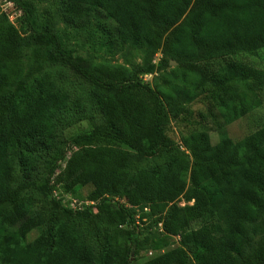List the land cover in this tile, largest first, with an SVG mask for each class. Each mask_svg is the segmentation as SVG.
Wrapping results in <instances>:
<instances>
[{
  "label": "trees",
  "instance_id": "1",
  "mask_svg": "<svg viewBox=\"0 0 264 264\" xmlns=\"http://www.w3.org/2000/svg\"><path fill=\"white\" fill-rule=\"evenodd\" d=\"M60 3L68 24L92 19L109 44L131 42L146 50L148 60L160 50V62L173 60L181 71L160 89L121 64L86 63L63 43L52 16L39 27L24 9L29 36L92 85L104 117L103 124L74 135L68 149L56 118L69 92L48 73L23 82L25 35L0 14V264H130L147 244L158 252L134 264H188L189 258L197 264H264V125L238 140L225 129L259 106L257 99L236 98L232 83L242 80L248 89L261 90L264 68L233 56L264 49V0ZM196 98L205 109L182 137L185 152L164 127L183 112L181 101ZM44 151L54 161L43 192L68 215L89 218L107 211L127 226L124 240L108 241L96 257L79 228L63 219L25 242L42 219L33 198L22 193L25 186L14 185V171L19 165L30 184ZM157 152L165 154L163 163L131 172L134 156ZM86 185L94 204L70 208L66 195L74 197ZM157 214L162 236L178 237L177 246L163 250L162 238L142 237L139 221Z\"/></svg>",
  "mask_w": 264,
  "mask_h": 264
},
{
  "label": "rangeland",
  "instance_id": "2",
  "mask_svg": "<svg viewBox=\"0 0 264 264\" xmlns=\"http://www.w3.org/2000/svg\"><path fill=\"white\" fill-rule=\"evenodd\" d=\"M24 9L28 14H31L32 19L39 27H44L48 16H52L54 30L63 43L73 55L83 59L86 63L92 65L121 64L131 72L138 71V78L142 82L160 89L168 88L175 81V74L181 71V68L176 66V62L169 61L168 64H162L160 59L163 54L160 50L148 60L146 50L136 47L131 42L119 41L114 45L109 44L104 34L94 26L92 19H89L83 26L68 24L63 19L60 0H0V14H5L8 21L25 35L23 51L27 70L23 82L32 83L38 76L48 73L59 86L69 92L68 105L56 118L59 138L68 145V149H71L70 139L74 135L90 131L96 125L103 124L104 117L97 107L92 85L64 65L57 58L53 49L39 45L29 36L31 31L25 21ZM233 57L264 68V49ZM173 68H175V72H173ZM232 88L236 91V98L238 96V98L245 97L259 101V106L250 113L226 125L225 129L228 135L233 140H238L264 125V88L252 91L248 89L242 80L234 81ZM181 102L184 105L183 112L177 118L170 119L164 127V131L172 143L178 146L180 150L188 152L182 137L188 128L196 125V121L199 119L198 112L204 111L205 106L201 98ZM209 136L212 143H215L218 139L216 131L212 127L209 130ZM39 157V167L32 179L33 182L30 184L25 183L19 165H16L14 171V185L25 186L22 193L33 198L34 207L42 219L41 224L25 236V242L33 240L46 226L63 219L71 220L79 228L82 235L93 247L96 257L99 256L100 250L108 241L113 238L124 240L127 226L119 221L112 220L107 211H102L96 217L88 218L77 216V214L68 215L63 208L57 206L51 200L49 194L43 192L42 189L44 179L47 178L49 165L54 161V156L52 153L44 151L39 154ZM165 159V154L160 152L141 158L134 156L131 172H136L142 168L148 169L155 164L163 163ZM90 188L89 185L78 187L72 195L77 201H86ZM115 200L118 202L120 198L115 197ZM183 202V200L180 201L181 204ZM161 217L160 214L145 216L139 221L138 228L139 230L142 229V237L147 236L149 242L152 239L162 238L159 246L166 250L178 245V237L162 236L161 223L157 222ZM248 234L252 235L251 232ZM185 249L188 251L187 247ZM157 252L158 250L152 249L150 244H147L138 256L134 257L133 255L131 257L130 264L144 261ZM188 264L197 263L189 258Z\"/></svg>",
  "mask_w": 264,
  "mask_h": 264
},
{
  "label": "built area",
  "instance_id": "3",
  "mask_svg": "<svg viewBox=\"0 0 264 264\" xmlns=\"http://www.w3.org/2000/svg\"><path fill=\"white\" fill-rule=\"evenodd\" d=\"M56 193V192H55ZM66 198H67V204L70 208L74 209V210H82L84 209L87 205H92L94 204V201H77L74 197L72 198L71 196H67L66 195ZM72 202H71V201ZM64 203L66 202V199H64L63 201ZM71 202V203H69Z\"/></svg>",
  "mask_w": 264,
  "mask_h": 264
},
{
  "label": "water",
  "instance_id": "4",
  "mask_svg": "<svg viewBox=\"0 0 264 264\" xmlns=\"http://www.w3.org/2000/svg\"><path fill=\"white\" fill-rule=\"evenodd\" d=\"M171 62L175 63L173 60H171Z\"/></svg>",
  "mask_w": 264,
  "mask_h": 264
}]
</instances>
